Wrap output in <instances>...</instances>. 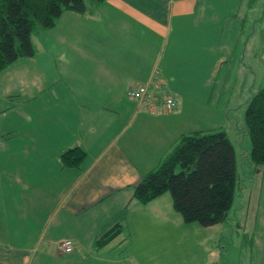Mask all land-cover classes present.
<instances>
[{"label": "crops", "instance_id": "1", "mask_svg": "<svg viewBox=\"0 0 264 264\" xmlns=\"http://www.w3.org/2000/svg\"><path fill=\"white\" fill-rule=\"evenodd\" d=\"M200 1L106 0L91 15L63 12L33 40L31 58L0 73V264H168L184 248L187 226L170 196L127 203L175 140L196 131L187 128L199 99L178 76L191 48L178 44L185 27H198ZM154 72L156 95L176 103L171 112L150 114L126 96ZM74 147L83 160L63 165L60 156ZM238 191L226 221L195 236L201 254L193 264H264V188ZM95 211L113 216L85 243L78 235ZM116 224L120 235L96 247ZM64 238L73 240L67 255L58 248Z\"/></svg>", "mask_w": 264, "mask_h": 264}, {"label": "trees", "instance_id": "2", "mask_svg": "<svg viewBox=\"0 0 264 264\" xmlns=\"http://www.w3.org/2000/svg\"><path fill=\"white\" fill-rule=\"evenodd\" d=\"M104 1L0 0V73L18 60L31 58L33 37L54 28L63 12L91 15ZM243 119L250 163L254 168L264 167V86L249 100ZM207 131L181 134L159 164L132 187L127 205H146L168 193L182 222L203 228L224 223L237 186L235 152L224 130ZM84 156L81 148L74 147L60 159L63 165L75 167ZM121 231L120 224L114 225L98 235L94 245L112 242ZM210 264L224 261L219 257Z\"/></svg>", "mask_w": 264, "mask_h": 264}, {"label": "rangeland", "instance_id": "3", "mask_svg": "<svg viewBox=\"0 0 264 264\" xmlns=\"http://www.w3.org/2000/svg\"><path fill=\"white\" fill-rule=\"evenodd\" d=\"M200 4L203 9L194 16L200 20L198 27L193 31L185 27L180 35L185 42L178 44L180 51L189 46L192 55L178 76L185 79L183 85L191 88L199 99L187 129L224 130L234 148L238 185L246 184L236 186L235 195L237 189L239 194L240 189L243 194H259L264 188L260 185L264 172L251 168L250 141L243 117L251 97L264 86V0H201ZM209 98L205 106L203 101ZM95 213L98 217L83 229L87 233L78 235L85 243L90 242L89 234L97 223H107L113 216ZM184 224L186 244L182 250L167 255L168 264H193L201 254L195 236L202 237L203 227ZM196 229L199 231L195 235Z\"/></svg>", "mask_w": 264, "mask_h": 264}, {"label": "built area", "instance_id": "4", "mask_svg": "<svg viewBox=\"0 0 264 264\" xmlns=\"http://www.w3.org/2000/svg\"><path fill=\"white\" fill-rule=\"evenodd\" d=\"M159 84L157 72L151 82L143 85H133L126 90L128 99L135 101L139 106L145 107L150 114L171 112L175 107V101L171 96L158 97L156 95ZM58 248L63 254H69L73 250V241L63 239L58 243Z\"/></svg>", "mask_w": 264, "mask_h": 264}]
</instances>
